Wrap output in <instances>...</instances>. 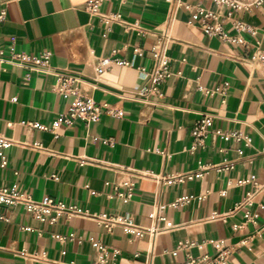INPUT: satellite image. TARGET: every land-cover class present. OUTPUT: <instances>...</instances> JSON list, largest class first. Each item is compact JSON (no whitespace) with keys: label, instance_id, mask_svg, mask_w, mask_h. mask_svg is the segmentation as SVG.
<instances>
[{"label":"crops","instance_id":"1","mask_svg":"<svg viewBox=\"0 0 264 264\" xmlns=\"http://www.w3.org/2000/svg\"><path fill=\"white\" fill-rule=\"evenodd\" d=\"M86 2L0 0L7 12L0 22L3 59L11 51L32 58L50 52L53 72L0 61V137L9 143L0 147V162L7 161L0 187L84 214L53 222L0 204V264H93L92 237L119 251L109 264H182L184 252L173 256L181 241L200 245L195 255L214 253L220 241L231 249L229 264H264V4L238 12L213 0H106L100 12L121 21L108 25ZM205 24L218 32L208 35ZM158 48L171 76L146 103L140 91L150 85ZM106 58L129 65L99 73ZM55 74L79 79L81 97L122 110L123 117L58 124L75 97L54 91ZM203 115L214 117L213 133L193 150V127ZM217 131L241 132L251 144ZM229 164L234 168L221 171ZM131 180V202L112 196L115 184ZM181 198L188 202L169 207ZM159 206H166L172 229L149 218ZM102 215H128L159 232L139 239L120 227L107 232L96 221Z\"/></svg>","mask_w":264,"mask_h":264},{"label":"built area","instance_id":"2","mask_svg":"<svg viewBox=\"0 0 264 264\" xmlns=\"http://www.w3.org/2000/svg\"><path fill=\"white\" fill-rule=\"evenodd\" d=\"M106 0H87L85 8L86 10L94 17H98L102 22L111 25L115 22L120 21V15L118 14H102L100 12V7L103 2ZM216 4L227 6L233 11L243 12L250 11L254 7H260L264 4V0H213ZM7 16V12L5 9L0 11V22H4ZM209 15H206L208 18ZM125 26L129 30L139 31L140 27L138 24H127ZM238 27L241 30H248V27L244 24H238ZM205 32L208 35H213L217 33L218 30L213 29L211 26L205 24L204 26ZM5 53L0 48V61L8 62L10 64L19 66V67H27L33 71L39 73L51 74L53 73L50 68V60L52 54L50 52H43L40 56L36 58H32L24 53H15L11 51L10 58L8 60H4ZM155 68L152 73L149 75L150 85L144 87L140 91V95L145 98L143 102L148 103V98L157 97L161 95L160 87L166 80L171 76V72L169 70V62L168 58L165 56L163 52V48H158L155 52ZM118 64L121 66H127L129 63L122 62L117 59H102L99 62L98 72L102 73L105 69L110 67L111 65ZM31 65V66H29ZM144 70L142 71V74ZM56 84L54 86V91L65 97H75V101L71 105L69 112L65 115H62L58 124H72L75 121H83L86 123H95L98 122L100 117L103 114H109L114 117H123L124 113L122 110H113L107 104H98L91 99L83 98L79 95V79L65 74H55ZM226 88H223L219 92L222 95H225ZM214 117L211 115H203L194 125L192 135L194 137V146L193 150L197 147H205L206 141L209 138L210 134H212V124ZM32 128L40 129V130H48V128L40 126L39 124L31 125ZM217 135L221 136L225 140H235L237 142H245L246 146L251 144L250 138L245 136L241 132H233V133H223L221 131L215 132ZM9 143L0 137V147L6 148ZM2 156V155H1ZM7 165V161L4 157L0 162L1 167H5ZM234 168L233 164L223 165L221 171L231 170ZM196 177H202V175H197ZM192 178V177H191ZM182 180V177H172L167 180L168 183H173L176 181ZM135 195V182L134 181H125L113 186V197L119 198L124 203H129L133 200ZM250 200V199H249ZM188 202L187 198H181L180 200L174 202L169 207L176 208L179 205H183ZM0 204H6L11 206H21L26 211L32 213L37 219L43 220L48 216H52L51 220L56 222L60 216H79L84 215L80 210H78L75 206H68L64 202H57L51 198H45L42 202H36L31 195L23 194L20 191L15 189H9L0 187ZM250 204V203H248ZM166 209V206H159L156 211L150 214L149 218L154 222H164L166 230L172 229L173 226L170 223H166V218L163 213ZM247 219H250V216H246ZM97 223L102 226L107 232H112L115 228L120 227L124 231V233L129 236L131 239H139L144 238L145 236L154 237L159 232V230L153 226L151 228H143L133 222L130 216H106L102 215L96 219ZM57 239L62 241H67L68 238L56 236ZM71 239V238H70ZM92 246L98 252V258L93 264H109L111 256L116 258L119 255V251L114 250L110 251V249L99 242L96 238H90L89 240ZM215 252L210 253H201L195 255L192 253V250L195 248H199L195 242L190 241H181L178 243V247L176 251L173 252V256H177L178 253L184 252V259L182 264H229V259L231 255V249L226 247L223 242H216L214 244ZM34 260H40V256L33 255L30 256Z\"/></svg>","mask_w":264,"mask_h":264}]
</instances>
